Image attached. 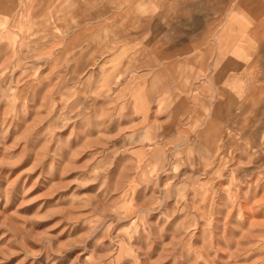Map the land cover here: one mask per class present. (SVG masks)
Here are the masks:
<instances>
[{
    "label": "rangeland",
    "instance_id": "374dc122",
    "mask_svg": "<svg viewBox=\"0 0 264 264\" xmlns=\"http://www.w3.org/2000/svg\"><path fill=\"white\" fill-rule=\"evenodd\" d=\"M264 0H0V264H264Z\"/></svg>",
    "mask_w": 264,
    "mask_h": 264
},
{
    "label": "crops",
    "instance_id": "0c3cea01",
    "mask_svg": "<svg viewBox=\"0 0 264 264\" xmlns=\"http://www.w3.org/2000/svg\"><path fill=\"white\" fill-rule=\"evenodd\" d=\"M252 11L256 14V16H259V13L261 16L264 15V6H258V4L253 5Z\"/></svg>",
    "mask_w": 264,
    "mask_h": 264
}]
</instances>
